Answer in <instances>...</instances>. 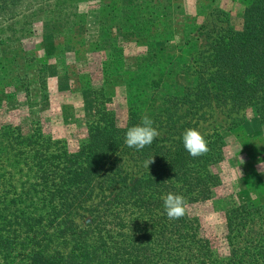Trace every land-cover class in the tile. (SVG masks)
<instances>
[{
    "label": "trees",
    "instance_id": "16d2710c",
    "mask_svg": "<svg viewBox=\"0 0 264 264\" xmlns=\"http://www.w3.org/2000/svg\"><path fill=\"white\" fill-rule=\"evenodd\" d=\"M243 1L240 29L221 26L225 14L218 10L210 22L194 29L196 35L189 29L187 48L179 49L177 61L170 60V65L175 69L182 61L179 75L191 77L190 83L174 86L173 95L170 89L164 91L161 79L149 81V90L142 93L146 103L135 107L125 122L112 110L97 107L76 153L45 135L36 123L0 126V152L5 157L16 154L15 164L19 157L24 160L38 184L29 193L41 194L44 202L35 219L21 211L9 224L0 216L9 229L17 226L11 236L3 239L0 234V255L15 250L20 232L26 236L21 241L31 242L26 264H34V258L41 264H264V237L254 208L235 207V217L245 212V221L228 217L232 250L227 260L219 259L188 212L220 185L215 169L224 157L223 136L216 128L205 133L208 150L196 157L181 140L185 129L200 126L205 113L199 112L205 107L228 106L232 112L250 106L254 119L264 123V0ZM40 2L0 0V19ZM148 59L159 64L153 53ZM144 115L151 117L158 135L137 151L124 144V134ZM151 157L153 162L144 167ZM132 160L139 162L141 174L136 178L123 169ZM106 190L112 191L103 197ZM169 192L185 198L180 218L170 219L164 211L162 197ZM100 195L103 200L113 197L102 209V201L88 203ZM87 203L91 224L81 225L77 218Z\"/></svg>",
    "mask_w": 264,
    "mask_h": 264
},
{
    "label": "rangeland",
    "instance_id": "374dc122",
    "mask_svg": "<svg viewBox=\"0 0 264 264\" xmlns=\"http://www.w3.org/2000/svg\"><path fill=\"white\" fill-rule=\"evenodd\" d=\"M47 1L31 9L27 4L22 13L0 19V126L36 123L53 141L63 142L69 153L79 149L97 107L112 110L125 122L135 107L146 103L142 93L149 90V81L161 79L164 91L170 89L173 95L174 86L190 83L191 77L179 75L182 61L175 69L170 65V60L177 61L179 49L187 48L189 29L196 35L194 29L210 22L215 10L225 14L221 26L240 29L245 6L243 0ZM152 53L159 64L148 59ZM202 113L205 118L197 129L202 135L214 128L220 132L224 157L215 169L220 185L209 199L190 205L188 212L219 259L227 260L232 250L228 217L245 221L246 216L242 212L235 217L236 206L254 208L264 237V172L259 167L264 162V123L254 119L250 106L232 112L228 106H211ZM0 157V216L9 224L21 211L35 219L44 204L41 194L29 193L38 188L36 176L21 157L14 163L16 154L5 157L0 152ZM123 169L131 170L134 178L141 174L139 162L133 160ZM103 197L88 203L102 201L98 207L102 209L113 196ZM88 203L77 218L81 225L91 224ZM2 221L0 217L4 239L17 226L9 229ZM16 234L19 244L8 250V256L0 255V264L27 263L31 242Z\"/></svg>",
    "mask_w": 264,
    "mask_h": 264
},
{
    "label": "clouds",
    "instance_id": "9594fccd",
    "mask_svg": "<svg viewBox=\"0 0 264 264\" xmlns=\"http://www.w3.org/2000/svg\"><path fill=\"white\" fill-rule=\"evenodd\" d=\"M158 135L157 129L153 126V120L150 116L144 115L140 123L130 126L124 134V144L137 151L142 150L145 146L150 145ZM184 149L189 155L196 157L207 149V141L200 131L196 128H187L181 137ZM153 162V157L146 159L143 166L148 168ZM262 172H264V162L259 165ZM163 208L170 219H177L185 214V198L173 192L167 193L162 197Z\"/></svg>",
    "mask_w": 264,
    "mask_h": 264
}]
</instances>
